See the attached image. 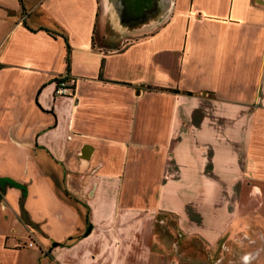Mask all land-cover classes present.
Listing matches in <instances>:
<instances>
[{
    "label": "crops",
    "instance_id": "crops-1",
    "mask_svg": "<svg viewBox=\"0 0 264 264\" xmlns=\"http://www.w3.org/2000/svg\"><path fill=\"white\" fill-rule=\"evenodd\" d=\"M167 220L264 239V0H0V264H183Z\"/></svg>",
    "mask_w": 264,
    "mask_h": 264
},
{
    "label": "rangeland",
    "instance_id": "rangeland-1",
    "mask_svg": "<svg viewBox=\"0 0 264 264\" xmlns=\"http://www.w3.org/2000/svg\"><path fill=\"white\" fill-rule=\"evenodd\" d=\"M155 229L162 231V243L166 241L165 250L173 259L176 253L179 254L183 264H264L260 261L264 239H255L250 233L243 232L241 238L226 237L209 243L202 237L181 236V230L168 220L158 221ZM174 233H177V237Z\"/></svg>",
    "mask_w": 264,
    "mask_h": 264
},
{
    "label": "built area",
    "instance_id": "built-area-1",
    "mask_svg": "<svg viewBox=\"0 0 264 264\" xmlns=\"http://www.w3.org/2000/svg\"><path fill=\"white\" fill-rule=\"evenodd\" d=\"M57 92L60 94H70L74 92V88L72 87V83L67 79L66 76H61L57 83ZM30 245L34 244V241L29 242Z\"/></svg>",
    "mask_w": 264,
    "mask_h": 264
},
{
    "label": "trees",
    "instance_id": "trees-1",
    "mask_svg": "<svg viewBox=\"0 0 264 264\" xmlns=\"http://www.w3.org/2000/svg\"><path fill=\"white\" fill-rule=\"evenodd\" d=\"M21 2H23V0H21ZM67 79L70 81V77L67 76ZM57 81H59V79H58ZM70 82H71V81H70ZM57 83H58V82H57ZM72 87L75 88L73 84H72Z\"/></svg>",
    "mask_w": 264,
    "mask_h": 264
}]
</instances>
